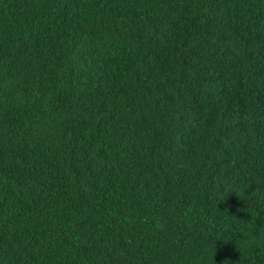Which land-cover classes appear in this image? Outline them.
Masks as SVG:
<instances>
[{
  "label": "trees",
  "instance_id": "16d2710c",
  "mask_svg": "<svg viewBox=\"0 0 264 264\" xmlns=\"http://www.w3.org/2000/svg\"><path fill=\"white\" fill-rule=\"evenodd\" d=\"M0 264H264V0H0Z\"/></svg>",
  "mask_w": 264,
  "mask_h": 264
}]
</instances>
